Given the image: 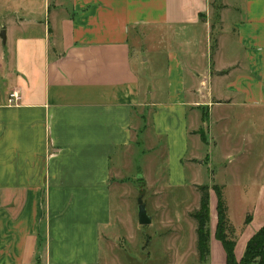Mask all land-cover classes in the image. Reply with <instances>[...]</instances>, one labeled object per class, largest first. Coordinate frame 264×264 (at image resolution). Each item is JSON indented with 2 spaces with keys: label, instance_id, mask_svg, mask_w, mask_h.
I'll return each mask as SVG.
<instances>
[{
  "label": "crops",
  "instance_id": "obj_1",
  "mask_svg": "<svg viewBox=\"0 0 264 264\" xmlns=\"http://www.w3.org/2000/svg\"><path fill=\"white\" fill-rule=\"evenodd\" d=\"M2 30L0 264H136L111 258L140 230L135 185L154 225L153 252L140 264H227L212 188L209 255L198 261L189 216L198 183L182 176V160L221 106L259 110L264 122V0H0ZM162 30L163 87L149 81L143 89L133 46ZM149 128L179 162L166 168L169 188L195 191L184 215L162 200L152 165H133L138 152L155 150L142 149ZM112 192L126 213H113ZM227 216L240 260L264 220L235 226L228 205Z\"/></svg>",
  "mask_w": 264,
  "mask_h": 264
},
{
  "label": "rangeland",
  "instance_id": "obj_2",
  "mask_svg": "<svg viewBox=\"0 0 264 264\" xmlns=\"http://www.w3.org/2000/svg\"><path fill=\"white\" fill-rule=\"evenodd\" d=\"M218 12L212 10V35L217 34ZM165 37L162 30L149 39L142 47L133 46L135 66L139 72L143 89L149 81H153L159 89L163 87L164 80V51L165 42L159 40ZM153 109V108H152ZM152 114L153 111L150 110ZM220 116V117H219ZM151 124V121L148 122ZM202 125V124H201ZM203 126L206 143L189 140V157H184L182 163L187 169L182 176L187 181L208 184L222 185L223 196L229 209V218L235 226L243 223L247 213L251 214V220L259 223L264 220V122L261 111L246 110L241 107L221 106L214 112L211 111L209 120ZM209 129V131H208ZM149 134H143L141 143L143 151L151 146L155 147L149 155H140L139 152L133 165L142 163L143 168L152 165L155 173L154 178H160L165 188L161 190L162 200L165 201L169 210L180 215L186 210L188 204H192L195 191L190 184L169 188L171 170H166L170 165H177V158L174 153L168 152L164 147L163 137H155L150 128ZM203 132V133H204ZM133 152V151H132ZM187 158V159H186ZM118 162L117 157L112 159V165ZM127 174L131 171H124ZM136 195L133 200V209L137 202L139 188L133 187ZM149 191H146L148 194ZM146 195L144 196L146 200ZM131 202V203H132ZM125 203H120L118 195L112 192L113 213L125 212ZM184 215V214H183ZM140 230L131 244H126L117 250V255H111L114 262L144 263L148 260L147 255L152 251L149 245V234L153 231L154 225H139ZM242 226V225H241ZM103 258H106L107 251L103 250ZM153 252V251H152ZM158 258L165 259L166 256L159 254ZM151 259V258H150ZM153 261V258H152ZM249 264H256L251 262Z\"/></svg>",
  "mask_w": 264,
  "mask_h": 264
},
{
  "label": "trees",
  "instance_id": "obj_3",
  "mask_svg": "<svg viewBox=\"0 0 264 264\" xmlns=\"http://www.w3.org/2000/svg\"><path fill=\"white\" fill-rule=\"evenodd\" d=\"M212 28V26H211ZM216 47V36L211 35V55ZM202 142H206L204 133H200ZM198 193V207L189 213V216L195 223L197 257L199 262H205L209 255V190L215 192L217 203V224L215 229V237L222 243L226 253L227 264H264V224L249 238L246 243L244 252L240 260H236L234 256V246L236 241L235 228L230 223L227 216V204L223 196L222 185L208 184L194 185ZM251 214L247 213L243 221V226L247 225L251 220Z\"/></svg>",
  "mask_w": 264,
  "mask_h": 264
},
{
  "label": "water",
  "instance_id": "obj_4",
  "mask_svg": "<svg viewBox=\"0 0 264 264\" xmlns=\"http://www.w3.org/2000/svg\"><path fill=\"white\" fill-rule=\"evenodd\" d=\"M0 36L3 40H5V34L3 30L1 31ZM137 221L140 225H148L151 222V217L148 215L145 203L141 197H138L137 199Z\"/></svg>",
  "mask_w": 264,
  "mask_h": 264
},
{
  "label": "built area",
  "instance_id": "obj_5",
  "mask_svg": "<svg viewBox=\"0 0 264 264\" xmlns=\"http://www.w3.org/2000/svg\"><path fill=\"white\" fill-rule=\"evenodd\" d=\"M18 100H19V94L17 91H11L8 94V99H7L8 103L15 104Z\"/></svg>",
  "mask_w": 264,
  "mask_h": 264
}]
</instances>
